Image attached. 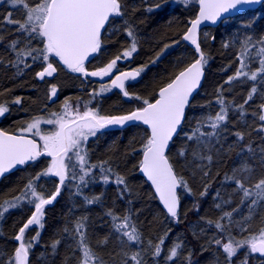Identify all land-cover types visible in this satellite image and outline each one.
<instances>
[{
	"label": "trees",
	"instance_id": "1",
	"mask_svg": "<svg viewBox=\"0 0 264 264\" xmlns=\"http://www.w3.org/2000/svg\"><path fill=\"white\" fill-rule=\"evenodd\" d=\"M197 1L191 0V3L185 5L180 0H122L123 16L115 17L112 23L106 25L101 34V50L85 63L86 69L97 70L128 48L130 37L127 29L130 28L135 33L137 51L129 62L120 64L119 67L121 70L144 68L139 79L130 84L127 91L129 98L141 97L139 100L135 99L138 104L143 99L153 101L160 88L196 59L195 53L183 42L182 36L190 21L195 18ZM32 2L33 0H29V3ZM9 12L16 20L24 19L23 8H13L7 0H0V35L4 36V40L0 41V104L9 109L4 116H0L2 131L20 134L22 120L26 117L31 120L36 117L42 120L46 117L56 119L52 114L62 115L66 99L70 103L80 101L82 106L87 105V108L97 111L101 116L123 115L135 109L133 103L122 98L118 92L113 91L106 95L100 91L99 86L94 85L95 82L86 84L69 75H60L57 83L58 95L54 102H50L47 98L50 95L48 88L36 77V72L41 70L40 61L33 62L31 58L25 57L32 66L25 68L20 65L22 74L10 63L16 60V53L8 48L13 39L20 38L18 49L26 46L42 47V44L37 39L27 45L21 34L14 30V25L5 24L3 18ZM247 36H252L254 40L264 36V3L255 11L227 19L216 28L204 29L199 34V43L208 58V63L204 66L205 77L200 91L187 108L182 130L168 151L169 160L177 175L183 177L191 189V193L184 188L179 190V221L165 215L150 187L138 174L148 131L140 124L130 125L123 130H101L84 143L89 163L100 166L92 170L91 178H85L88 181L87 186L80 184L78 176L73 179L70 189L65 184L55 203L45 208L42 221L44 227L31 226L26 231L25 240H31L37 231L40 232L38 240L33 242L34 246L30 250L29 264H77L81 252L76 246L79 237L74 236L73 232L76 221L82 217H87L84 221L87 243L103 260V264H125V261L135 264L130 260L135 252L141 253L144 264H218L219 250L210 241L223 236L224 240H228L229 233L235 240L242 239L264 226V202L250 210L249 201L240 204L242 193L235 190L234 181L225 179L226 175H248L247 172L234 173V169L243 168L245 165L253 169L255 178L264 176V154L261 153L264 148V135L257 131L261 125L258 116L259 105L264 103V81L252 82L246 79L242 83L239 80L232 84L225 83L227 77L233 75L238 67L236 56ZM50 80L55 81V76ZM254 83L258 88L257 94L243 109L238 108ZM221 85L223 90L218 92ZM218 95L223 96L229 113L228 122L222 125L220 136L212 138L210 144L200 148H196L193 141H182L183 138L186 139L183 136L185 133H190L199 126L198 121L206 120L219 111L220 105L216 101ZM17 98H20V104L14 103ZM40 126L47 128L51 125L41 123ZM205 128L208 129L205 126L202 130L205 131ZM237 132L244 135L242 141L237 139ZM248 146L252 151L248 150ZM182 147L189 149L186 157L177 155ZM194 148L201 155H211L212 162L194 158ZM49 164V160L40 158L3 178L0 182V205L5 206V201L16 196L28 201L26 185L29 180L45 196L53 193L56 181L52 176L33 179ZM257 164L260 166L259 173H256ZM102 168H110L111 172H104ZM76 171L79 172V169ZM204 171L209 172L207 177H204ZM105 174L110 177L108 183L103 181ZM117 175L124 178V184L115 183ZM205 184L210 187L207 195L201 196ZM77 185H80L79 189ZM183 193H187V196ZM96 196L100 197L96 203H86V197ZM27 201L9 209L0 217V264H7L8 257L17 246L15 235L32 215L34 206ZM109 211L118 217H130V225L138 230L139 243H128L126 237L118 236L114 232L113 224L122 221H113L108 215ZM225 212L232 213L231 219L224 216ZM249 216L250 220L247 219ZM209 220H219L227 225L226 230H217L214 223H208ZM246 224L251 226L247 232L242 230V226ZM65 228L70 231L65 232ZM128 230L131 231V228ZM165 233L167 238L161 256L154 257L149 242L152 245L158 243ZM105 237L108 242L98 244ZM55 240L61 242L53 249L51 245ZM175 243L182 245L178 249L179 255L174 261H168V250ZM189 253L190 262L187 259ZM242 256L244 254L240 253L233 258V264L243 261L240 258ZM248 262L260 264V258L255 257L254 262L251 258Z\"/></svg>",
	"mask_w": 264,
	"mask_h": 264
},
{
	"label": "snow or ice",
	"instance_id": "2",
	"mask_svg": "<svg viewBox=\"0 0 264 264\" xmlns=\"http://www.w3.org/2000/svg\"><path fill=\"white\" fill-rule=\"evenodd\" d=\"M13 8L24 9V19L19 21L13 18L11 12L3 18V22L8 25H14L15 31L21 34V37L30 45L32 40H39L42 47H25L18 49L20 38L13 39L9 42L8 48L16 53V60L10 62L13 67L17 68L18 73L22 74L20 65L25 68H30L32 65L27 63L25 57L31 58L33 62H41V70L36 72V77L44 80L46 77H52L57 72V67L54 66V60L65 66L68 70L74 73H81L84 76L106 77L111 76L113 71L117 69V62L121 59L130 58L137 51V41L135 33L129 28L127 35L130 37V47L116 55L105 66L98 68L95 71L88 72L85 68V61L90 56L98 53L102 47L101 34L102 30L106 29V25L112 23L115 17L123 16L122 0H7ZM185 5L191 3V0H180ZM264 3V0H198L199 11L194 20L190 21L191 26L183 35V40L190 42L194 46V51L197 58L184 70L180 71L175 78L166 86L159 90L158 98L154 102L148 99H143V106L135 109L126 115L121 116H101L97 111L91 108L85 109L83 112L79 110V106L74 109L69 100H65L63 106L64 115L52 114L56 119L42 120L36 117L32 122L28 123L21 130L19 135L9 134L5 131H0V176L14 169L18 165H25L29 162H36L42 156L50 157L49 166L41 173H38L33 179L39 180L42 176H52L58 178L55 191L48 196L42 192H38L33 186L32 180L26 185L30 192V196L34 199H28V203L34 206L31 217L19 228L14 239L18 242L13 254L8 257L7 264H29L30 250L33 248V242L37 241L40 232H36L31 240H25V233L31 226L44 227L42 223L45 215V207L53 204L60 195L66 181L78 179L81 185L87 186L86 177L91 178L92 170L100 167L96 164H90L87 151L84 148V143L89 137H94L97 132L103 130L109 125H124L126 122H142L150 129V134L147 136L143 144V159L140 162V170L146 175L155 187L156 193L159 194V199L166 209V214L179 221V196L178 188H184L191 193L186 180L178 176L173 164L170 162L166 154L169 144L173 141L174 136L178 135L182 130V125L185 118L186 107L190 105V97L193 92L199 87L203 77L204 66L208 63V58L197 39L198 26L205 21L216 23L224 18V14L238 12L244 6ZM159 7V5H156ZM151 11V9H149ZM4 40V36L0 35V41ZM227 47V45H225ZM255 50V51H253ZM238 67L233 75L227 77L225 83L232 84L233 82L246 78L252 82L264 81V36H260L254 40L252 36H247L243 41L241 51L236 56ZM252 63H257L258 66L253 70L249 66ZM248 69V71H245ZM144 68H138L129 72H120L111 79V87L119 88L123 91L125 97L130 94L125 90V81L136 79ZM107 85H102L100 91H109ZM223 86H219L217 91L221 92ZM57 92L56 86L51 88L50 97L55 96ZM258 92V88L253 84L247 94L243 104L238 105V108L243 109L245 104L253 100L254 95ZM135 99H141L136 96ZM220 109L214 116H209L206 120L198 121L199 126L192 129L190 133H185L186 141H194L196 148L210 144L212 138L220 136L222 125L228 122V107L222 95L216 97ZM14 103L20 104V98H17ZM260 113L259 120L264 122V103L259 105ZM9 111L8 107L0 104V116H4ZM243 114V113H241ZM41 123L55 125L56 128L50 133L41 131ZM208 127L211 131H203L202 128ZM35 130V131H34ZM257 131L264 132V123H262ZM24 133H32L38 136L43 145H39L35 139H30ZM237 139L243 140L244 135L237 132ZM196 148L192 149L194 158L201 160L206 159L209 163L212 162L211 155H201ZM248 150L252 151L248 146ZM188 148H181L177 155L186 157ZM264 154V148L261 149ZM106 163V162H102ZM264 166V161H262ZM79 169V172L76 169ZM104 172H111V169H101ZM247 172L248 175L237 177L235 174L225 177L226 180L234 181L236 191L241 192L240 204L248 203L250 210L253 206L260 205L264 202V176L255 178L253 169L245 165L243 168L234 169L235 172ZM204 177L209 175L208 171L203 172ZM104 183L110 180L109 175H103ZM115 183L122 185L125 183L123 177L117 175ZM250 184V186H248ZM80 185H77L79 189ZM210 185L205 184L204 190L200 193L201 196L207 195V189ZM218 195V194H217ZM20 196L12 198V201H5L6 207L0 205V217L8 212L11 208L19 206L21 201ZM100 199L99 196L93 198H85L87 204H94ZM220 207L219 204L216 205ZM237 209H234L236 211ZM108 215L113 221L121 220L120 223L113 224V230L118 236L127 238V242L136 244L140 242L138 230L134 225H130V217L125 215L118 217L114 212L109 211ZM225 217L231 219L232 213L225 212ZM223 219V217H221ZM247 219H251L249 216ZM87 217H82L75 223L73 235L78 236L77 248L82 253L78 258L77 264H103V260L87 243V238L84 233L86 224L84 221ZM209 224H215V228L221 232L225 231L227 225L222 224L219 220L208 221ZM250 224L242 226V230L247 232L250 229ZM131 228V231L128 229ZM69 232L68 228L64 229ZM167 233L161 237L158 243L152 245V255L160 257L162 247L165 244ZM60 240H55L51 247L55 249ZM108 238L98 241V244H106ZM216 245L220 246L222 253L225 255L227 264H233V258L238 255V252L245 249L243 264H248V261L258 256L260 264H264V226L260 227L258 232L252 233L250 236L242 240H235L229 233L227 242L222 243L221 239H215ZM182 245L175 243L168 252L166 259L174 261L178 257V249ZM127 255V253H125ZM187 259L191 261L189 253ZM130 260L135 264H144L140 252H135L130 256ZM125 264H128L125 261Z\"/></svg>",
	"mask_w": 264,
	"mask_h": 264
},
{
	"label": "rangeland",
	"instance_id": "3",
	"mask_svg": "<svg viewBox=\"0 0 264 264\" xmlns=\"http://www.w3.org/2000/svg\"><path fill=\"white\" fill-rule=\"evenodd\" d=\"M130 47V46H129ZM128 47V48H129ZM127 49V48H126ZM124 51V50H123ZM135 53V52H134ZM133 53V54H134ZM132 54V55H133ZM132 58V56L130 57V58H126V59H121V60H119L118 62H117V69H115V70H118V71H120L121 69H120V67H119V65L120 64H126L127 62H129L130 61V59ZM55 61V60H54ZM54 66L55 67H57V72L56 73H54V75L53 76H55V78H56V82L55 81H52V80H50V78H52V77H46L44 80H41V83H43V84H45V86L48 88V91H49V94H51V88H52V86L53 85H55L56 86V89H57V92H56V95H58V87H57V83H58V81H59V77H60V75L62 76V75H69L70 77L71 76H73V77H75V78H79L80 80H82L84 83H86V84H89V83H91V82H95L94 83V85H96L97 87L99 86L100 87V89H101V86L102 85H107L108 87H109V85H108V79H104V78H100V77H92V76H84L83 74H81V73H74V72H71L70 70H68V69H66V68H64V67H62L59 63H58V61H56V63H54ZM258 66V64L257 63H252V64H250V68L252 69V67H254V68H256ZM86 68V67H85ZM135 69H138V68H135ZM87 70V69H86ZM88 72H92V71H89V70H87ZM95 71V70H94ZM245 71H248V69H245ZM57 78H58V80H57ZM246 80V78H241L240 80H239V82L240 83H242L243 81H245ZM239 84V83H238ZM109 91H105V93L104 94H110L111 92H113L112 90V88H110L109 87ZM56 95L55 96H52L51 98H49L50 97V95L49 96H47V98H48V100H50V102H54L55 101V99H56ZM128 101H131L132 103H133V106L134 107H142L143 106V101H142V103H139L138 104V102L134 99V98H132V97H130V98H128ZM72 104V106H73V108L75 109L76 108V106H79V110L81 111V112H83V109H84V106H82V102H80V101H75V102H73V103H71ZM62 115H64V112L62 113ZM46 119H52V118H49V117H46V118H44L43 120H46ZM33 120H31L30 118L29 119H27V117L25 118V119H23L22 120V124H23V127H22V129L23 128H25L26 126H27V124L28 123H30V122H32ZM261 122V121H260ZM262 124V123H261ZM40 128H41V131H42V134L43 133H50V132H52V131H54L55 130V128H56V126L55 125H51L50 127H47V128H44V127H41L40 126ZM35 131V130H34ZM205 131H211V129L210 128H208V129H206L205 128ZM21 133V132H20ZM263 135H264V132H261ZM24 135H31V136H34L32 133H24ZM183 136H185V135H183ZM34 137H36L35 139L39 142V144L42 146L43 145V141H41L40 139H39V137L38 136H34ZM182 141H186V139H184L183 138V140ZM187 143H189L190 141H186ZM194 142V141H193ZM196 145V144H195ZM200 148V147H199ZM41 159H43V160H49V162H50V160H51V158L50 157H47V156H42V157H40ZM40 158H38V159H40ZM259 169H260V166H259V164H257V168H256V173H259ZM74 180L73 179H71V180H68V182L66 183V186H68V188L70 189V185H73V182ZM39 191V190H38ZM29 191H27V194H28V197H29V199H34V198H32L31 196H30V192L28 193ZM40 192V191H39ZM70 192V191H69ZM183 195L184 196H187V193H183ZM22 198V197H21ZM9 201H12V198H9L8 199ZM24 201H27V200H24V198H22L21 199V201L19 202V204H21L22 202H24ZM249 202H250V200H249ZM7 205H5V207H6ZM256 206H258V205H256ZM255 232H258V230H256V231H254V232H252V233H255ZM252 233H250L249 235H247V236H244L242 239H244L245 237H248V236H250ZM224 237V236H223ZM223 237H221L220 239H221V241H222V243H224V242H227V240H224V238ZM242 239H236V240H242ZM215 247H217V249L219 250V253H217V257H218V259H217V263L218 264H227V261L225 260V255L222 253V249L220 248V246H218V245H216L215 244ZM245 249H242V250H240L239 252H238V255H240V253L241 254H244V256H245ZM244 252V253H243ZM81 255H82V253H81ZM237 255V256H238ZM244 256H242V257H240L242 260L244 259ZM255 257H258V256H254V257H252V260H253V262H254V259H255ZM235 258V257H234ZM250 261H251V259H250ZM236 264H243V261H238V262H236ZM248 264H250V262H248Z\"/></svg>",
	"mask_w": 264,
	"mask_h": 264
},
{
	"label": "water",
	"instance_id": "4",
	"mask_svg": "<svg viewBox=\"0 0 264 264\" xmlns=\"http://www.w3.org/2000/svg\"><path fill=\"white\" fill-rule=\"evenodd\" d=\"M263 3H261V4H254V5H250V6H244L243 8H241L238 12H232L231 14H224V18L222 19V20H218L216 23H212L211 21H205V22H202L199 26H198V29H197V39L199 38V33H200V31L201 30H203L204 28H216L217 26H219L223 21H225V20H227V19H230V18H233V17H236V16H239V15H241V14H243V13H245V12H248V11H255L257 8H259L261 5H262ZM198 11H199V4H198V2H197V12H196V16L198 15ZM196 16H195V18H196ZM194 18V19H195ZM193 19V20H194ZM191 26V24H189V26H188V28ZM187 28V29H188ZM103 31V30H102ZM187 31V30H186ZM185 34V33H184ZM183 37V36H182ZM182 40H183V38H182ZM183 42L190 48V49H192L193 50V52L195 53V51H194V46L193 45H191L190 44V42H188V41H185V40H183ZM94 55V54H93ZM92 55V56H93ZM92 56H90L89 58H88V60L92 57ZM195 56H196V58H197V55H196V53H195ZM88 60H86L85 61V63L88 61ZM59 63V62H58ZM191 64V63H190ZM189 64V65H190ZM62 67H64V68H66L65 66H63L62 64H60ZM189 65H187V66H189ZM186 66V67H187ZM185 67V68H186ZM185 68H183L182 70H184ZM67 69V68H66ZM133 70H135V69H129V70H125V71H121V72H129V71H133ZM181 70V71H182ZM120 73V72H119ZM119 73H117L116 75H118ZM178 74V73H177ZM140 76V75H139ZM139 76L136 78V79H134V80H132V79H129V80H126L125 81V83L126 82H128V81H132V82H134V81H137L138 80V78H139ZM106 77H109V76H106ZM204 77H205V71H204V69H203V77H202V79H201V82H200V85H199V87L193 92V94H192V96L190 97V103H191V101L193 100V97L199 92V90L201 89V87H202V83H203V80H204ZM113 78H115V76H113ZM112 78V79H113ZM175 78V77H174ZM173 78V79H174ZM172 79V80H173ZM171 80V81H172ZM170 81V82H171ZM169 82V83H170ZM167 85V84H166ZM165 85V86H166ZM109 86L111 87V81H110V83H109ZM164 87V86H163ZM112 88V87H111ZM113 90H115V91H117V92H120V93H122V95H123V91L122 90H120L119 88H112ZM161 89V88H160ZM159 89V90H160ZM159 90H158V93H159ZM158 93H157V97L156 98H158ZM123 97H125L124 95H123ZM155 101V100H154ZM154 101H152V102H154ZM187 108L188 107H186V110H187ZM186 110H185V117H186ZM129 114V113H128ZM126 115V114H125ZM184 121H185V118H184ZM261 123H264V122H261ZM133 124H140L143 128H145L147 131H148V133L150 134V129H148V127L146 126V125H144L142 122H126L124 125H109V126H106L104 129H109V130H123V129H125V128H127L128 126H130V125H133ZM183 124H184V122H183ZM183 126V125H182ZM0 131H2L1 129H0ZM9 134H11V133H9ZM15 135H19V134H15ZM25 136H27V135H25ZM178 135H176V136H174V138H173V141H174V139L177 137ZM28 138H30V139H34L33 137H31V136H27ZM173 141H171L170 142V144H169V148H168V150H167V152H166V154H168V151H169V149H170V146H171V144H172V142ZM37 142V141H36ZM38 143V142H37ZM143 159V152H142V155H141V160ZM141 160H140V162H141ZM26 165V164H25ZM23 166L24 165H18V166H16L14 169H12V170H10L9 172H7V173H5L3 176H0V182L2 181V179L3 178H5L6 176H8V175H10L11 173H14L15 171H17V170H19V169H21V168H23ZM138 174H139V176L146 182V184L150 187V189H151V191L153 192V194H154V196L156 197V199L158 200V202H159V205H160V207L163 209V211H165V213H166V209L164 208V206H163V204H162V202L160 201V199H159V194L158 193H156V191H155V187L152 185V183H151V181H149L148 179H147V177H146V175L140 170V164H139V167H138ZM53 178H55L57 181H58V178H56V177H53ZM179 190H180V188H178V192H179ZM59 197V196H58ZM57 197V198H58ZM57 200V199H56ZM55 200V201H56ZM55 201L53 202V204L55 203ZM53 204H51V205H48V206H46V207H51ZM45 207V208H46ZM31 217V216H30ZM29 217V218H30ZM27 222V221H26ZM25 222V223H26ZM16 241V240H15ZM16 243L18 244V242L16 241Z\"/></svg>",
	"mask_w": 264,
	"mask_h": 264
},
{
	"label": "bare ground",
	"instance_id": "5",
	"mask_svg": "<svg viewBox=\"0 0 264 264\" xmlns=\"http://www.w3.org/2000/svg\"><path fill=\"white\" fill-rule=\"evenodd\" d=\"M196 12H197V11H196ZM195 16H196V15H195ZM223 22H224V21H223ZM223 22H222V23H223ZM222 23H221V24H222ZM204 29H207V28H204ZM204 29H203V30H204ZM201 31H202V30H201ZM201 31H200V32H201ZM102 32H103V31H102ZM199 34H200V33H199ZM198 41H199V38H198ZM191 50H192V49H191ZM192 51H193V50H192ZM93 56H94V55H93ZM93 56H92V57H93ZM92 57H91V58H92ZM91 58H90V59H91ZM90 59H89V60H90ZM89 60H88V61H89ZM88 61H87V62H88ZM204 71H205V70H204ZM109 77H110V76H109ZM103 78L106 79V78H108V77H103ZM110 81H111V80H110ZM109 83H110V82H109ZM109 83H108V85H109ZM199 91H200V90H199ZM157 93H158V92H157ZM107 95H109V94H107ZM156 97H157V96H156ZM123 98H126V97H123ZM128 98H129V97H128ZM193 98H194V97H193ZM155 99H156V98H155ZM155 99H154V100H155ZM154 100H153V101H154ZM151 102H152V101H151ZM134 108L137 109L138 107H134ZM135 109H134V110H135ZM84 110H86L85 107H84L83 111H84ZM134 110H132V111H134ZM132 111H131V112H132ZM186 111H187V110H186ZM129 113H130V112H129ZM126 114H128V113H126ZM123 115H125V114H123ZM118 116H121V115H118ZM141 155H142V154H141ZM167 155H168V154H167ZM140 160H141V159H140ZM54 179H55V178H54ZM55 181H56V184H57V180H56V179H55ZM66 182H67V181H66ZM152 193H153V192H152ZM153 195H154V194H153ZM178 196H179V192H178ZM154 197H155V196H154ZM155 199H156V197H155ZM156 200H157V199H156ZM157 202H158V200H157ZM158 204H159V202H158ZM159 207H160V205H159ZM160 209L163 211V209H162L161 207H160ZM179 210H180V199H179ZM163 212L165 213V211H163ZM165 215L168 216L166 213H165ZM168 217H169V216H168ZM169 218H171V217H169ZM171 219H173V218H171Z\"/></svg>",
	"mask_w": 264,
	"mask_h": 264
},
{
	"label": "flooded vegetation",
	"instance_id": "6",
	"mask_svg": "<svg viewBox=\"0 0 264 264\" xmlns=\"http://www.w3.org/2000/svg\"><path fill=\"white\" fill-rule=\"evenodd\" d=\"M129 69H132V68H129ZM120 71H122V70H120ZM120 71H118V70H114L113 71V74L110 76V77H108V78H106V79H108L109 81H108V83L110 82V80L113 78V76H115L118 72H120ZM132 83H134V82H131V81H128V82H126L125 83V90L127 91V87L130 85V84H132ZM110 87V86H109ZM112 91H114L115 92V90H112ZM117 92V91H116ZM119 94H121V96H122V98H123V95H122V93H120V92H118ZM124 99H128V97H126V98H124ZM103 130H106V129H103ZM40 145V144H39Z\"/></svg>",
	"mask_w": 264,
	"mask_h": 264
}]
</instances>
